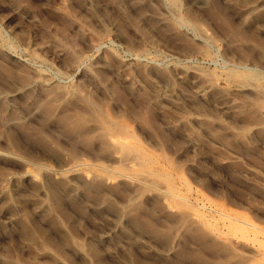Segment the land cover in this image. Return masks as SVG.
I'll list each match as a JSON object with an SVG mask.
<instances>
[{
	"label": "rangeland",
	"instance_id": "obj_1",
	"mask_svg": "<svg viewBox=\"0 0 264 264\" xmlns=\"http://www.w3.org/2000/svg\"><path fill=\"white\" fill-rule=\"evenodd\" d=\"M0 264H264V0H0Z\"/></svg>",
	"mask_w": 264,
	"mask_h": 264
},
{
	"label": "bare ground",
	"instance_id": "obj_2",
	"mask_svg": "<svg viewBox=\"0 0 264 264\" xmlns=\"http://www.w3.org/2000/svg\"><path fill=\"white\" fill-rule=\"evenodd\" d=\"M112 127H113V126H112ZM111 129H112V128H111ZM138 155H139V154H138ZM143 157H144V156H143ZM139 158H140V157H139ZM139 158H138V159H139ZM144 158H145V157H144ZM140 160H141V159H140ZM144 161H145V160H144ZM144 161H143V162H144ZM145 165H146V164H145ZM132 179H133V178H132ZM168 190H169V189H168ZM161 192H162V191H161ZM177 195H178V194H177Z\"/></svg>",
	"mask_w": 264,
	"mask_h": 264
}]
</instances>
